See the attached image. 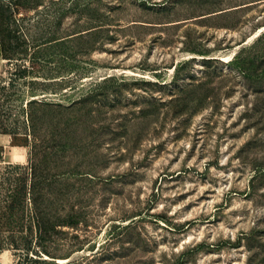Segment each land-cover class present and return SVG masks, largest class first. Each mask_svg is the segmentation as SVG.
Segmentation results:
<instances>
[{"label":"rangeland","instance_id":"1","mask_svg":"<svg viewBox=\"0 0 264 264\" xmlns=\"http://www.w3.org/2000/svg\"><path fill=\"white\" fill-rule=\"evenodd\" d=\"M14 15L0 172L27 171L38 143L46 202L76 215L44 257L264 264V91L232 61L264 50V0H23ZM23 259L0 243V264Z\"/></svg>","mask_w":264,"mask_h":264},{"label":"trees","instance_id":"2","mask_svg":"<svg viewBox=\"0 0 264 264\" xmlns=\"http://www.w3.org/2000/svg\"><path fill=\"white\" fill-rule=\"evenodd\" d=\"M22 1L0 0V57L11 58L9 55H11L18 45L15 44V40L17 41L20 37L18 33L19 27L14 14L22 4ZM263 40L264 35L260 36L252 44L251 48H257ZM246 51L247 49L242 48L232 61L248 80L254 82L252 85L256 89V92L264 91L262 86L264 82V50L244 56ZM186 63L188 61L181 63L179 70ZM176 76H179V71ZM117 80L116 76L110 75L105 78L104 82L108 84ZM140 81L146 84L157 83L146 79H141ZM207 81H204L200 87L204 86ZM122 82H124V79ZM194 93L195 91L191 90L189 95H193ZM91 95L94 96L93 93ZM209 95L206 92L201 95L200 99L204 100ZM189 97L180 100L188 104ZM82 100L83 98L80 99V101ZM30 104H38L45 107L53 106L54 102L33 99L30 101ZM45 115L46 111L39 114H35V112L29 114L31 120L30 130L36 139L40 135L38 131ZM34 154V157H30L31 165L25 168L27 171L6 170L0 172V243L24 251V259L21 261V264H70L60 263L55 259L44 257L45 254L51 257H58L49 249V245L54 238L53 234L55 233L56 226L58 222L63 224L60 220L67 223L76 222V215L70 214L66 218L61 217L62 219L59 221L58 217L55 218L53 205L51 206L46 202L45 195L40 187L41 159L38 143L34 149ZM15 167L21 168L20 166ZM29 201L33 207L30 214L31 217H29V221L27 222L25 218ZM24 229H28L29 234H21ZM19 231L20 233L18 234Z\"/></svg>","mask_w":264,"mask_h":264}]
</instances>
